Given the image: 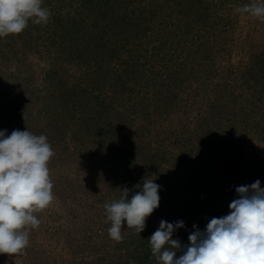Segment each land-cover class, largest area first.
<instances>
[{"label": "rangeland", "instance_id": "obj_1", "mask_svg": "<svg viewBox=\"0 0 264 264\" xmlns=\"http://www.w3.org/2000/svg\"><path fill=\"white\" fill-rule=\"evenodd\" d=\"M252 2L44 0L46 25L0 38V131L55 151V199L25 253L0 264H158L161 220L183 221L172 238L188 245L236 187L264 188V21L236 11ZM143 177L159 206L116 243L104 204Z\"/></svg>", "mask_w": 264, "mask_h": 264}, {"label": "clouds", "instance_id": "obj_2", "mask_svg": "<svg viewBox=\"0 0 264 264\" xmlns=\"http://www.w3.org/2000/svg\"><path fill=\"white\" fill-rule=\"evenodd\" d=\"M43 4L44 0H0V38L20 34L30 20L46 25L51 11ZM236 11L264 21V0H253ZM54 155L45 135L27 129L10 135L0 131V254L22 255L30 246V231L41 223L35 213L55 199L49 168ZM160 187L154 179L143 177L142 188L130 199V190L123 187L118 199L104 204L113 241H123L125 222L138 234L145 229L146 219L159 206ZM235 191L238 198L229 204V214L212 218L204 231H192L188 245L172 238L176 229L184 227L183 221L161 220L148 239L158 264H264V188L256 180Z\"/></svg>", "mask_w": 264, "mask_h": 264}]
</instances>
